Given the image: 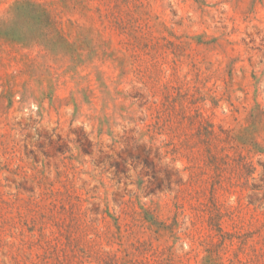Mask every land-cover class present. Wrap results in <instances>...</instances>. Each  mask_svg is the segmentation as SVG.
I'll list each match as a JSON object with an SVG mask.
<instances>
[{
  "label": "rangeland",
  "instance_id": "374dc122",
  "mask_svg": "<svg viewBox=\"0 0 264 264\" xmlns=\"http://www.w3.org/2000/svg\"><path fill=\"white\" fill-rule=\"evenodd\" d=\"M0 264H264V0H0Z\"/></svg>",
  "mask_w": 264,
  "mask_h": 264
},
{
  "label": "clouds",
  "instance_id": "9594fccd",
  "mask_svg": "<svg viewBox=\"0 0 264 264\" xmlns=\"http://www.w3.org/2000/svg\"><path fill=\"white\" fill-rule=\"evenodd\" d=\"M17 23V14L11 7L0 9V26H11Z\"/></svg>",
  "mask_w": 264,
  "mask_h": 264
}]
</instances>
